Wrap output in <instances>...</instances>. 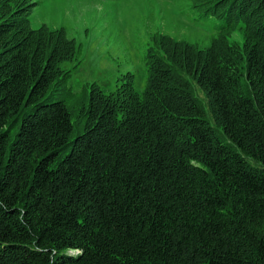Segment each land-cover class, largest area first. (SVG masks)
Here are the masks:
<instances>
[{"label": "trees", "instance_id": "trees-1", "mask_svg": "<svg viewBox=\"0 0 264 264\" xmlns=\"http://www.w3.org/2000/svg\"><path fill=\"white\" fill-rule=\"evenodd\" d=\"M192 4L243 44L155 34L144 93L94 86L73 136L76 40L0 0V264H264V0Z\"/></svg>", "mask_w": 264, "mask_h": 264}, {"label": "rangeland", "instance_id": "rangeland-1", "mask_svg": "<svg viewBox=\"0 0 264 264\" xmlns=\"http://www.w3.org/2000/svg\"><path fill=\"white\" fill-rule=\"evenodd\" d=\"M30 1L35 2L30 14L32 28L42 25L64 27L76 40V56L61 64L62 69L69 70L70 76L57 88V98L67 103L75 124L80 111L89 104L94 86L105 94L117 96L122 84L131 81L136 92L144 93L150 76L149 54L153 51L156 55H163L154 41L157 33L189 41L200 48L210 46L213 39L222 33L230 41L243 44L239 26L228 31L224 18L205 16L193 7L192 0ZM175 69L189 82L206 119L220 138L234 145L212 118L204 90L189 74ZM243 92L247 94L245 85ZM79 131L81 127L76 124L72 135L76 136ZM250 162L256 164L253 159Z\"/></svg>", "mask_w": 264, "mask_h": 264}]
</instances>
